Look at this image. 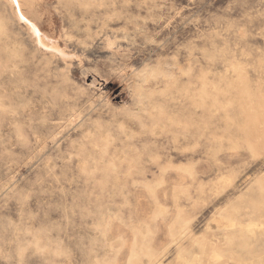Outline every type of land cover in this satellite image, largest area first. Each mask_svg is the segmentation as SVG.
<instances>
[{
  "label": "rangeland",
  "instance_id": "rangeland-1",
  "mask_svg": "<svg viewBox=\"0 0 264 264\" xmlns=\"http://www.w3.org/2000/svg\"><path fill=\"white\" fill-rule=\"evenodd\" d=\"M12 7L0 264H264V0Z\"/></svg>",
  "mask_w": 264,
  "mask_h": 264
},
{
  "label": "bare ground",
  "instance_id": "bare-ground-1",
  "mask_svg": "<svg viewBox=\"0 0 264 264\" xmlns=\"http://www.w3.org/2000/svg\"><path fill=\"white\" fill-rule=\"evenodd\" d=\"M12 6V8H15L17 14L20 16V19L23 18L24 21H26V23H28L31 27V30H33V33H35V35H37L39 37V39L42 41V39H45L43 38L41 35H42V32H41V29H39L37 23L35 21H33L30 17H28L27 15V12L25 10V7L29 4V0H10ZM34 3V1H33ZM32 3V4H33ZM15 13V12H14ZM15 14V15H17ZM18 16V17H19ZM22 21V19H21ZM23 22V21H22ZM28 27V26H26ZM28 27V28H30ZM34 35V36H35ZM36 37V36H35ZM35 41V40H34ZM46 43V42H45ZM44 43V45H45ZM25 47V46H24ZM35 51V50H34ZM36 53V52H35ZM66 54V53H65ZM39 56V55H38ZM43 56V55H42ZM64 57V56H63Z\"/></svg>",
  "mask_w": 264,
  "mask_h": 264
}]
</instances>
